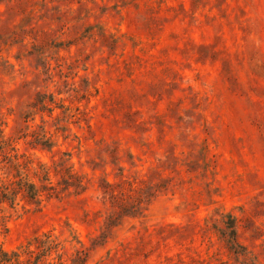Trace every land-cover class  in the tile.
<instances>
[{"label": "rangeland", "instance_id": "374dc122", "mask_svg": "<svg viewBox=\"0 0 264 264\" xmlns=\"http://www.w3.org/2000/svg\"><path fill=\"white\" fill-rule=\"evenodd\" d=\"M40 165L4 251L264 264V0H0V185Z\"/></svg>", "mask_w": 264, "mask_h": 264}, {"label": "trees", "instance_id": "16d2710c", "mask_svg": "<svg viewBox=\"0 0 264 264\" xmlns=\"http://www.w3.org/2000/svg\"><path fill=\"white\" fill-rule=\"evenodd\" d=\"M15 165V170L19 167V164ZM41 169V178L42 184L37 186L35 183L27 182L23 177L17 176L14 177L11 183L0 185V207L3 204H8L13 206L17 197L26 205H38L41 202L42 198L49 199L51 197H56L54 190L52 189L49 171L45 169V166L40 165ZM17 171V170H16ZM56 173V172H55ZM66 175L64 176L63 181L66 183V187L70 186L68 184L71 180L74 187L82 188L78 177L74 176L69 170H66ZM57 174V173H56ZM46 183V184H45ZM47 238L46 241L35 237L34 238V250H30L31 243H28V246L22 252H7L0 248V264H63L61 260L56 262H45L41 260L42 257L50 255V253L56 249L57 245L54 241L49 240V236L45 235ZM33 252L40 254L37 259L34 258L33 262H30V256L28 258L22 259L23 255H31ZM37 255V254H36ZM32 261V260H31Z\"/></svg>", "mask_w": 264, "mask_h": 264}]
</instances>
